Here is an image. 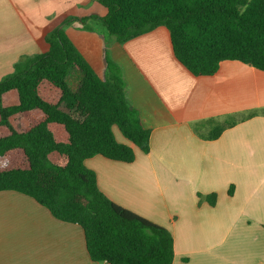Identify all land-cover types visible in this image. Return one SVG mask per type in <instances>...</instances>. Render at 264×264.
I'll use <instances>...</instances> for the list:
<instances>
[{
  "label": "crops",
  "instance_id": "crops-1",
  "mask_svg": "<svg viewBox=\"0 0 264 264\" xmlns=\"http://www.w3.org/2000/svg\"><path fill=\"white\" fill-rule=\"evenodd\" d=\"M106 14L96 0H0V77L20 59L46 53V36L57 28L64 29L98 75H106L109 53L124 70L129 103L158 126L148 154L115 129L117 140L131 145L136 159H88L100 190L170 231L172 264H264V72L223 61L216 74L195 76L176 59L165 27L121 45L98 20L80 22ZM74 74L78 88L82 75L74 69L69 81ZM9 94L16 105L14 91L4 103ZM230 117L236 124L216 140L194 131L198 122ZM58 142L67 143L68 134ZM4 164L0 159V167ZM213 194L215 205L208 200ZM0 264L97 263L80 225L56 219L27 195L1 191Z\"/></svg>",
  "mask_w": 264,
  "mask_h": 264
},
{
  "label": "trees",
  "instance_id": "trees-1",
  "mask_svg": "<svg viewBox=\"0 0 264 264\" xmlns=\"http://www.w3.org/2000/svg\"><path fill=\"white\" fill-rule=\"evenodd\" d=\"M105 17L92 16L123 45L158 27L170 32L176 59L195 76L217 73L223 61H239L264 72V0H96ZM48 51L20 59L14 72L0 80V192L16 191L36 200L61 221L80 225L96 263L172 264L174 239L166 228L123 208L99 188L88 159L102 156L133 163V146L150 152V137L158 124L132 106L120 68L107 55L109 75L101 78L63 28L46 36ZM76 69L81 81L69 84ZM47 83L60 91L57 103L40 93ZM16 92L18 103L6 106L4 96ZM41 114L34 118L33 113ZM26 121L20 130L10 120ZM252 115H248L251 117ZM59 124L68 142H58L50 130ZM236 124L233 117L196 123V134L216 140ZM117 129L131 145L121 143ZM207 132V134H203ZM229 194H233L230 188ZM211 205L216 195H210Z\"/></svg>",
  "mask_w": 264,
  "mask_h": 264
},
{
  "label": "rangeland",
  "instance_id": "rangeland-1",
  "mask_svg": "<svg viewBox=\"0 0 264 264\" xmlns=\"http://www.w3.org/2000/svg\"><path fill=\"white\" fill-rule=\"evenodd\" d=\"M99 22V21H98ZM100 24H101V22H99ZM84 25H86V23L84 24ZM101 26H102V29H103V32H105V33H107L108 34V32L106 31V29L103 27V25L101 24ZM109 35V34H108ZM110 36V35H109ZM111 37V36H110ZM115 39V38H114ZM109 53H107V55H108ZM118 66V65H117ZM120 68V67H119ZM107 70H108V68H107ZM14 72V69H13V71H11V72H9V73H6V74H4V75H2L1 77H0V80H2V79H4L5 77H7V76H9L10 74H12ZM122 73V76H123V73H124V70H123V72H121ZM101 74V75H100ZM99 75H100V77H102L103 79H105V77L107 76V75H109V72L107 71L106 72V75H104V76H102V73H100ZM75 75L76 74H74V75H72L71 76V78H70V86H71V88L73 89V90H76V85H77V80L75 79ZM124 78V77H123ZM128 81H129V84H130V86H134V80H133V77L132 76H129L128 77ZM40 93H41V96L45 99V100H47V101H49V102H51V103H57L58 101H59V99H60V91L58 90V89H56V88H54L53 86H51V85H49V84H47V83H44L42 86H41V88H40ZM15 102H16V98H15V96L14 95H12V94H9V95H7L6 96V99H5V105L6 106H10V105H14L15 104ZM34 116L36 117V118H38L39 116H40V114L38 113V112H35L34 113ZM10 124H11V126L13 127V128H15V129H22V128H24L25 126H26V121L24 120V119H22V118H20L19 116H14V117H12L11 118V120H10ZM50 128H51V131L54 133V135H55V137H56V139L58 140V141H66L67 140V134H66V132H65V130H64V128L61 126V125H59V124H56V123H54L53 125H51L50 126ZM5 130H7L6 128H4L3 126H0V134H3L4 132H5Z\"/></svg>",
  "mask_w": 264,
  "mask_h": 264
},
{
  "label": "built area",
  "instance_id": "built-area-1",
  "mask_svg": "<svg viewBox=\"0 0 264 264\" xmlns=\"http://www.w3.org/2000/svg\"><path fill=\"white\" fill-rule=\"evenodd\" d=\"M97 264H109L108 262H101V263H97Z\"/></svg>",
  "mask_w": 264,
  "mask_h": 264
}]
</instances>
